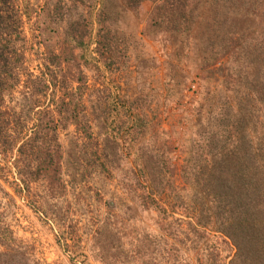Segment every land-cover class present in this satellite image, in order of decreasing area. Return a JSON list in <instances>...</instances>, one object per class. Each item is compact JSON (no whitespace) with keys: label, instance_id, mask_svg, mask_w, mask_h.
Masks as SVG:
<instances>
[{"label":"rangeland","instance_id":"374dc122","mask_svg":"<svg viewBox=\"0 0 264 264\" xmlns=\"http://www.w3.org/2000/svg\"><path fill=\"white\" fill-rule=\"evenodd\" d=\"M13 4L20 18V40L15 46L22 65L19 81L3 93L0 114V119L10 117L13 121L9 130L16 128L10 130L12 138L16 137L13 149L0 152V220L13 233L16 245L32 264H171V248L179 259L191 264H228L235 253L229 239L211 225L195 226L189 219L195 213L185 211L192 206V190L179 172L189 155L188 136L179 131L166 137L162 131L177 127L180 109L196 101V94L167 82L170 72L164 54L169 49L165 46L171 37L175 39L170 43L176 45L180 36L151 26L157 11L146 1L142 10L133 7V0H13ZM106 31L109 46L100 49L104 57L99 61L93 49ZM74 40H83L89 48L84 56L97 61L79 59L83 50H72ZM70 54L77 57L74 64L65 61ZM178 55L180 60L172 64L193 79L196 87L192 91L204 93L207 87H216L224 93L225 71L220 75L203 73L191 68V57L186 59L180 47ZM48 69L58 82L66 79L72 90L78 88L79 75L86 77L82 92L91 137L74 125L59 130L60 181L33 183L27 196L19 191L13 162L39 120L46 122L48 113L58 120L54 106L62 96L60 89H43L38 84L47 79ZM109 96L116 103L123 101L127 113L117 129L124 124L123 129L130 127L126 123L133 112L148 121L139 140L147 156L162 162L167 158L174 161L177 155L172 189L157 197L170 212L164 223L156 212L141 205L146 184L135 177L131 158L123 152L122 134L117 140L105 135L102 111ZM179 141L187 144L178 146L184 144ZM78 255L85 259H77ZM197 258L203 261L197 262Z\"/></svg>","mask_w":264,"mask_h":264},{"label":"trees","instance_id":"16d2710c","mask_svg":"<svg viewBox=\"0 0 264 264\" xmlns=\"http://www.w3.org/2000/svg\"><path fill=\"white\" fill-rule=\"evenodd\" d=\"M145 1L157 11L151 26L181 39L173 45L170 41L175 38L168 36L170 44L165 46L169 49L164 54L170 72L168 84L196 94L195 104L190 102L180 109L178 126L171 127L170 131L162 130L166 137L180 131L190 141L188 158L179 172L192 190L189 196L192 206L184 207L185 211L191 209L195 213L196 216L189 218L195 221V226L211 225L229 239L235 253L228 264H264V0H133V7L142 10ZM160 10L164 11L162 15H159ZM19 24L13 0H0V114L3 93L19 81L22 55L15 46L20 40ZM109 38L106 31L95 41L97 47L93 51L99 61L104 57L100 49L109 46ZM72 43V50H83L79 59L97 61L93 56H84L89 48L84 47L83 40ZM179 47L186 59L191 57L188 60L193 64L191 68L215 75L225 71L223 96L216 87H207L204 93L192 91L193 86L196 87L193 79L179 65L172 64L180 60ZM66 59L67 63L74 64L77 57L70 54ZM48 70L47 79L38 84L43 89H60L62 96L54 106L58 120L52 113H48L46 122L39 120L31 136L19 146L17 160L13 162L19 191L27 196L31 194L33 183L60 181L59 130L74 125L86 137H91L82 92L83 87L86 89V77L79 75L78 88L72 90L66 79L58 82L53 70ZM119 101L116 103L109 96L103 102L105 135L117 140L122 134L123 152L131 158L135 177L140 178L138 183L146 184L141 205L156 212L164 223L170 212L157 197L172 189L171 177L178 164L177 155L174 161L169 157L162 162L146 155L139 140L148 121L139 119L135 112L126 123L130 127L123 129L124 124L117 129L122 115L127 114L124 102ZM10 126H14L10 117L0 119V152L13 149L16 137L12 138L10 130L16 128L9 130ZM165 147L169 151V147ZM174 208L171 210L176 211ZM178 221L192 226L186 220ZM16 244L13 233L0 220V264H32ZM170 251L171 264L190 263L179 259L173 248ZM77 259L83 261L85 257L78 255ZM196 261L203 260L197 258Z\"/></svg>","mask_w":264,"mask_h":264}]
</instances>
